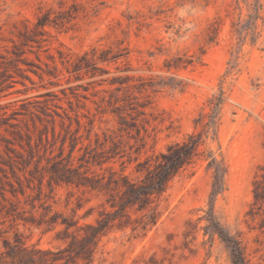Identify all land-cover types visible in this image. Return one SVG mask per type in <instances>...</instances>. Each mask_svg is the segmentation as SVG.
<instances>
[{
  "label": "rangeland",
  "instance_id": "rangeland-1",
  "mask_svg": "<svg viewBox=\"0 0 264 264\" xmlns=\"http://www.w3.org/2000/svg\"><path fill=\"white\" fill-rule=\"evenodd\" d=\"M221 93L194 163L125 207ZM212 221L264 264V0H0V264H234Z\"/></svg>",
  "mask_w": 264,
  "mask_h": 264
},
{
  "label": "trees",
  "instance_id": "trees-1",
  "mask_svg": "<svg viewBox=\"0 0 264 264\" xmlns=\"http://www.w3.org/2000/svg\"><path fill=\"white\" fill-rule=\"evenodd\" d=\"M260 8L255 6L253 13L250 15V19L246 23L248 30H255L257 20L259 18ZM224 100L223 93L217 98V102L211 108V112L208 115V122L205 125L204 133H196L191 135L187 140L176 143L170 146L166 153H163L158 158L157 164L151 173L145 178V180L138 186L132 188L127 194L128 205H137V210L145 211L150 210L152 199L160 196L169 183L179 176L185 169L191 166L200 152L201 139L203 135L212 133L214 136L217 133V124L219 121V108ZM210 166L215 169V184L213 195L217 196L224 189V178L226 174L225 166L222 162H219L215 157L210 158ZM158 221V215L152 213L147 223L144 224V228L147 226H153ZM110 224V220L107 218L99 222L97 227H91L95 232V237L100 235L104 228ZM210 230L219 235V237L227 244L231 251V256L234 264H247L246 258L243 253V249L240 243L227 234L222 228H219L217 222L212 221L210 224Z\"/></svg>",
  "mask_w": 264,
  "mask_h": 264
}]
</instances>
